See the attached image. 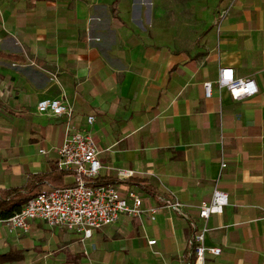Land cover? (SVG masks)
Here are the masks:
<instances>
[{"label":"crops","instance_id":"crops-1","mask_svg":"<svg viewBox=\"0 0 264 264\" xmlns=\"http://www.w3.org/2000/svg\"><path fill=\"white\" fill-rule=\"evenodd\" d=\"M220 67L257 92L232 98ZM43 98L64 99L92 133L98 180L157 212L86 238L41 220L26 233L0 224L11 257L0 264H192L215 189L228 203L206 220L205 244L221 248L206 264H264V0H0V190L57 163L66 122L37 112ZM169 192L179 211L163 207Z\"/></svg>","mask_w":264,"mask_h":264},{"label":"built area","instance_id":"built-area-1","mask_svg":"<svg viewBox=\"0 0 264 264\" xmlns=\"http://www.w3.org/2000/svg\"><path fill=\"white\" fill-rule=\"evenodd\" d=\"M217 84L225 87L232 98L240 99L251 96L257 92V87L252 78L236 77L232 67H220ZM205 96H211V82L204 83ZM39 114L65 119V135L62 144L57 148V165L61 169H70L72 181L64 187L43 189L30 198L19 211L8 218L0 219L9 232L26 233L30 222L41 220L49 227H63L83 235L91 236L92 232L104 226H109L118 221L121 216L140 217L147 214L151 220L155 218L157 207H144L142 198L133 190L121 194L113 184H88L87 180L98 177L101 168L98 159V149L89 130H78L71 124L73 106L61 98H43L36 104ZM90 126L94 116L86 118ZM44 151V150H41ZM226 164L222 163L224 167ZM132 171L119 169L116 171L118 179H127L132 176ZM170 198L166 199L163 207L175 211L183 206L177 197L169 192ZM227 194L215 189L210 200L204 201L199 207V218L203 221L201 227H196L189 240L192 264H206V254L218 255L219 247L207 246L205 235L208 231L206 220L211 213L227 205ZM155 240H148L154 244Z\"/></svg>","mask_w":264,"mask_h":264},{"label":"trees","instance_id":"trees-1","mask_svg":"<svg viewBox=\"0 0 264 264\" xmlns=\"http://www.w3.org/2000/svg\"><path fill=\"white\" fill-rule=\"evenodd\" d=\"M115 12L116 9L113 8ZM70 169H61L57 163L48 172L29 174L23 185L0 190V219H5L19 211L21 207L32 197L43 190L44 187H64L66 186L65 177L72 175ZM88 184H110L106 181L87 180ZM10 254H0V263L8 260Z\"/></svg>","mask_w":264,"mask_h":264},{"label":"rangeland","instance_id":"rangeland-1","mask_svg":"<svg viewBox=\"0 0 264 264\" xmlns=\"http://www.w3.org/2000/svg\"><path fill=\"white\" fill-rule=\"evenodd\" d=\"M149 4H147V6H148ZM177 5H181V4H177ZM196 4L194 3H192V6H195ZM152 7V6H151ZM150 8V7H149ZM153 8H151V10H152Z\"/></svg>","mask_w":264,"mask_h":264}]
</instances>
